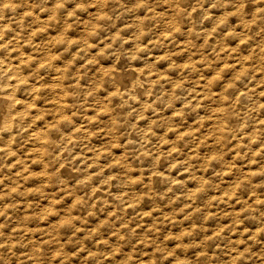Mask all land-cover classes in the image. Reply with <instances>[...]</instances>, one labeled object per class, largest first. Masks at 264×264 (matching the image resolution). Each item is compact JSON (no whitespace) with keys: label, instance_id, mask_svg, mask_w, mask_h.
Masks as SVG:
<instances>
[{"label":"clouds","instance_id":"1","mask_svg":"<svg viewBox=\"0 0 264 264\" xmlns=\"http://www.w3.org/2000/svg\"><path fill=\"white\" fill-rule=\"evenodd\" d=\"M0 264H264V0H0Z\"/></svg>","mask_w":264,"mask_h":264}]
</instances>
